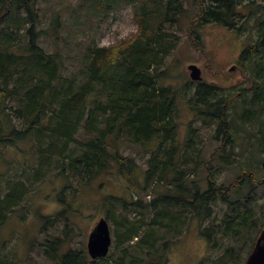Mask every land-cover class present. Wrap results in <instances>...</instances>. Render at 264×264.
<instances>
[{
	"label": "trees",
	"instance_id": "obj_1",
	"mask_svg": "<svg viewBox=\"0 0 264 264\" xmlns=\"http://www.w3.org/2000/svg\"><path fill=\"white\" fill-rule=\"evenodd\" d=\"M40 2L0 0V154L21 144L31 158L24 160L19 174L0 173V232L24 204L29 206L36 185L53 178L62 181L57 197L61 208L52 217H45L42 226L59 228L62 224V229L60 236L41 248V258L47 262L167 264L171 247L191 220L197 219L200 234L209 245L216 247L217 234L241 243L237 249H227L216 262L243 264L259 227L249 245L243 232L263 225L252 208L243 210L248 205L244 188L248 182L239 179L225 187L208 176L207 188L200 193L196 181L187 178L191 171L184 169L195 157L180 155L175 139L178 96L194 111L201 103L205 113H199L206 114L201 121L217 126L216 141L223 135L227 141L231 139L229 129L233 119L240 122V107L232 109L229 89L210 86L218 98H213L211 105L204 97L198 98L204 85L196 84L193 90L186 85L178 92L165 84L162 68L178 38L172 27L182 21L188 24L186 36L200 51L203 46L198 31L202 27L220 24L242 35L246 27L249 32L250 25L256 35L254 47L264 55V0H76L72 13L63 17L56 9L60 2L53 4L46 24ZM127 5L133 8L137 26L133 38L121 47H99L92 32L96 34L113 11ZM85 17L96 28L80 38L77 33H83L80 25ZM67 26L76 29L75 43L65 36ZM42 38L53 42L55 48L42 47ZM248 51L239 58L242 70ZM224 97L230 98L224 101ZM223 103H227L226 110H222ZM188 131L184 151L195 148L191 125ZM121 138L130 144L157 142L145 169L134 158L120 154ZM219 156L220 162L226 160ZM195 164L193 170L200 162ZM111 169L128 183L130 195V199L109 196L102 202L107 221L120 219L113 228L118 256L113 258L109 252L91 261L82 251L64 249L72 235L68 216L77 213L67 195H76L79 188ZM169 172L171 187H163L146 199L156 184L168 182ZM210 172L214 173L211 168ZM215 203L226 207L222 223L217 229L205 228L203 223L213 214ZM7 262L16 264L0 257V264Z\"/></svg>",
	"mask_w": 264,
	"mask_h": 264
},
{
	"label": "rangeland",
	"instance_id": "obj_2",
	"mask_svg": "<svg viewBox=\"0 0 264 264\" xmlns=\"http://www.w3.org/2000/svg\"><path fill=\"white\" fill-rule=\"evenodd\" d=\"M58 2L60 3L56 6V9H59L62 17L72 13L71 9L76 5V0H41L40 10L42 14H45V19L42 22L47 23L49 8ZM80 28L83 30V33H77V36L84 38L81 36L89 33L91 29H95L96 25L85 17ZM172 28L178 38L175 48L166 58L162 68L163 76L166 77L165 84L173 86L178 92L186 85H189L190 90H193L196 84L191 83L189 80L186 69L189 64H195L200 67L204 83L213 84L221 89H231L232 85L241 82L243 78L241 74L242 69L238 62L235 63V59L238 52L256 38L255 31L250 25L249 32L246 27L242 31V35H238L237 32L230 31L220 24H210L202 27L198 31L203 46L202 51L196 50L186 36L188 28L186 22L182 21L178 26ZM136 29L133 8L131 5H127L122 9L113 11L105 23L97 30L96 34L93 31L91 35L92 37L95 36V42L99 47L111 49L126 45L133 38ZM74 32H76V29L67 26L65 36H67V40H72V43H75L77 38V36L73 35ZM40 44L47 50L55 48L53 42L46 41L44 38L40 40ZM235 64L237 68L228 70ZM238 87L240 85H237L235 88ZM220 91L224 93L223 90ZM176 108L177 129L175 139L179 149H181L180 155L188 153L192 157H195L193 162L188 164L189 168L184 169L191 171L188 173L187 178L189 181L195 180L196 185L202 187V191L205 189L208 176H212L213 180L216 179L218 184L228 187L241 178L240 175H237L241 173L240 169L247 168L248 165L252 164V161L253 163L256 162L255 158H252V154H250L249 158L245 157L246 160L240 159L239 155H233L232 157L231 152L220 154L223 156V159L228 160L220 162L218 149H221L222 145L213 140L215 132L213 125L207 126L202 124L201 120L196 118L197 113L188 107L185 100L182 97L180 98V96L176 99ZM190 125L193 130V141L196 147L194 150L184 151V142L188 138L189 131L187 132V129ZM233 129L232 137L234 138V143L235 145H240L242 142L239 137L241 128L239 125H235ZM119 143L120 154L134 158L142 169H145V162L151 151L157 149V142L130 144L126 138H121ZM228 149V146L225 147V150ZM23 151L24 147L21 144L18 145V148L3 149L0 154V173L8 175L21 173L25 161L31 160L30 156L26 155ZM210 160L212 161L210 162ZM197 162H200V164L193 170ZM205 165H207V168ZM210 168L214 173L210 172ZM249 171L259 178L262 175L261 160L260 163L250 165ZM171 174L172 172L167 174L168 182L156 184L153 190H150L149 196L146 199L154 195L155 191L163 189V187L164 189H169L171 187L169 184ZM61 185L62 181L53 178L48 179L44 183L42 182L40 185H36L35 193L28 200L29 206L26 208L24 204V207H21L3 225L0 232V257L3 260H13L16 264H52L41 258V248L47 241H52L53 237L61 235L62 224L58 225L59 228H52L48 224L43 229L42 221L45 217L55 215L61 208L57 201L58 195L61 194ZM161 185L162 187H160ZM128 188V183L114 169H111L109 173L95 178L89 186L79 188V192L75 193L76 195L68 193L67 200L73 202V207L77 213L73 215L71 213L68 216V225L71 227L72 235L68 238L70 239L69 242L66 241L64 249L76 252L82 251L87 254L86 243L88 235L97 221L102 217L105 218L106 212L102 202L109 196L130 199ZM252 197L253 201L247 205V208H243V210L245 212L246 209L252 208L256 217H260L261 223L263 222L264 225V185L257 188L253 192ZM225 209L224 205L215 203L213 214L203 223V227L217 229L222 223ZM22 213L26 215L23 218H19L18 216ZM118 220L120 219L108 220L113 238L110 248L111 255L114 254L113 258L118 256L117 252L114 251L115 235L113 233L115 222ZM191 221L188 229H185V233L171 247L167 264H226V261H216L227 249H237L241 245V243H235L231 239H228V237L220 238V234L214 237L216 239V247L211 243L209 245L200 236L199 221L197 219ZM257 226L259 228L262 227L256 225L252 230L243 232V235L246 236L244 241L247 245L253 240L255 236L254 231ZM135 241L136 239L133 240V243ZM243 253L246 254L245 247H243ZM109 261L112 263L114 260L110 258ZM7 264H10V262H7Z\"/></svg>",
	"mask_w": 264,
	"mask_h": 264
},
{
	"label": "flooded vegetation",
	"instance_id": "obj_3",
	"mask_svg": "<svg viewBox=\"0 0 264 264\" xmlns=\"http://www.w3.org/2000/svg\"><path fill=\"white\" fill-rule=\"evenodd\" d=\"M254 45L255 41H252L238 52L235 63L239 62L240 55L244 50H249L245 60L242 62V66L245 67V71L241 72L243 77L241 82L236 85H232L231 89H229L231 90L232 94L231 106L234 108V103L239 101L238 104L241 106L242 110L240 116V128L242 135L240 131L239 136L242 142L240 145H235L234 138L232 136L231 139H228L227 141V137L224 135L219 137L220 141L213 139L214 142H218L222 145V147H224V149L219 152V155L231 152L232 157L233 155H239L241 158L246 159L250 157V154H252V158H255V160H261L262 175L259 176V178L256 176L254 177V174L249 171V166L253 164L248 165L247 170L244 171V179H247L248 181L249 177H252V180H250L247 183V186L244 187L246 190L245 200L248 203L250 202V197H252L253 192H255L257 188L261 187V182H264V55H262L263 51H261L259 48H255ZM234 67L237 68V65L235 64ZM196 84L204 85L203 87H205V89L201 91L202 93L200 96H198L199 99L201 96L204 97V100L209 102L210 105L212 104L211 101H214L213 98L216 101L218 100L217 94H215V92H211V89L209 88L212 86L215 87L214 89H221L220 87L213 84L204 83V77L202 81L197 82ZM237 85H240V87L235 88ZM234 91H236V94ZM229 98L230 97H224V101H228ZM222 99L223 98L220 100ZM223 104L222 110H226L227 105L226 103ZM201 107V103H199V106L194 107L195 112L197 113L196 118L199 120H203L204 116H206V114H200L205 113V110ZM207 116L212 117L211 114H207ZM208 122L211 123V121ZM233 127L234 126H231V129H229L231 133L234 132ZM216 128L217 126H213L214 131H216ZM227 146L229 149L225 150V147ZM251 181L254 182L253 187H251ZM207 184L208 182L206 183L205 189L207 188ZM197 187H199V191L201 193L202 187Z\"/></svg>",
	"mask_w": 264,
	"mask_h": 264
},
{
	"label": "water",
	"instance_id": "obj_4",
	"mask_svg": "<svg viewBox=\"0 0 264 264\" xmlns=\"http://www.w3.org/2000/svg\"><path fill=\"white\" fill-rule=\"evenodd\" d=\"M192 81H200L201 70L196 65L187 66ZM112 243L109 225L104 218H100L88 235L87 253L91 259L107 256ZM244 264H264V230L258 236L253 249Z\"/></svg>",
	"mask_w": 264,
	"mask_h": 264
},
{
	"label": "bare ground",
	"instance_id": "obj_5",
	"mask_svg": "<svg viewBox=\"0 0 264 264\" xmlns=\"http://www.w3.org/2000/svg\"><path fill=\"white\" fill-rule=\"evenodd\" d=\"M260 28V27H259ZM260 34H261V32H260ZM43 231V230H42ZM49 252V251H48Z\"/></svg>",
	"mask_w": 264,
	"mask_h": 264
}]
</instances>
